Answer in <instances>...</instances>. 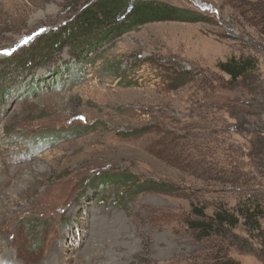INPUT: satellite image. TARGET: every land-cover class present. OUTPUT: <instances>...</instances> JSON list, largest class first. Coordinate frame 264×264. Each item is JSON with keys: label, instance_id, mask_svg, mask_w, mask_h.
I'll list each match as a JSON object with an SVG mask.
<instances>
[{"label": "rangeland", "instance_id": "374dc122", "mask_svg": "<svg viewBox=\"0 0 264 264\" xmlns=\"http://www.w3.org/2000/svg\"><path fill=\"white\" fill-rule=\"evenodd\" d=\"M95 1L0 0V264H261L264 234L199 240L190 223L264 204V0H144L203 17L103 41L83 63L74 40L44 47ZM233 57L258 61L251 94L217 69ZM122 172L172 193L100 186Z\"/></svg>", "mask_w": 264, "mask_h": 264}, {"label": "trees", "instance_id": "16d2710c", "mask_svg": "<svg viewBox=\"0 0 264 264\" xmlns=\"http://www.w3.org/2000/svg\"><path fill=\"white\" fill-rule=\"evenodd\" d=\"M202 17V15L194 16L191 12L155 1L96 0L80 13L73 25L65 26L56 36H51L50 41L46 39L44 47H46V42L55 43L57 46V44L61 43L62 36L70 43L74 40V43H78L79 46L75 47L73 46L74 44H71V46L79 51L77 61L83 63L88 58L87 52L103 41L121 37L148 24L200 22ZM82 47H86L87 50H82ZM39 52H42V49ZM10 61L13 62L14 59H10ZM17 63L15 61V64ZM19 63L22 64L21 62ZM217 69L228 77L229 83L239 84L243 90L248 91L252 78H257V73L259 72L258 61L249 57L240 59L233 57L226 62L219 63ZM176 72L171 74L174 77L172 84H175V88L176 86L184 85L192 74L187 70ZM63 133L67 134V132H60L52 135H39L29 142L30 147L42 145L44 149L41 152H44L47 149L46 146H49L50 142L59 141L58 138H61ZM142 134L143 132L139 131L133 133L132 136H140ZM35 153H37L36 150ZM98 182L102 183L100 186L106 185L116 190L120 189V186H125L129 188L136 187L143 192L172 193L171 189L166 185L155 182L139 183L137 178L125 172L107 174L105 177H99ZM239 210L238 215H236L219 207L212 217H208L204 213V209L196 208L193 212L197 215L199 221L190 223V226L194 231L198 232L199 240H201L211 235L229 236L232 230L242 224L250 238L254 241H259L258 234H264L261 226V221L264 220V204L260 201L247 202ZM259 244V251L253 249L249 253L254 254L261 264H264V243ZM245 253H248V251ZM210 264H239V262L220 252L213 257Z\"/></svg>", "mask_w": 264, "mask_h": 264}, {"label": "bare ground", "instance_id": "6f19581e", "mask_svg": "<svg viewBox=\"0 0 264 264\" xmlns=\"http://www.w3.org/2000/svg\"><path fill=\"white\" fill-rule=\"evenodd\" d=\"M5 255H7L8 257H11L9 253H6ZM7 256H6V257H7ZM53 259H54V258H53ZM62 259H63V258H62ZM62 259H61V260H62ZM55 260H56V259H55ZM59 263H60V262H59ZM48 264H49V262H48Z\"/></svg>", "mask_w": 264, "mask_h": 264}, {"label": "snow or ice", "instance_id": "6c2138e0", "mask_svg": "<svg viewBox=\"0 0 264 264\" xmlns=\"http://www.w3.org/2000/svg\"><path fill=\"white\" fill-rule=\"evenodd\" d=\"M4 54H10V53H4Z\"/></svg>", "mask_w": 264, "mask_h": 264}]
</instances>
